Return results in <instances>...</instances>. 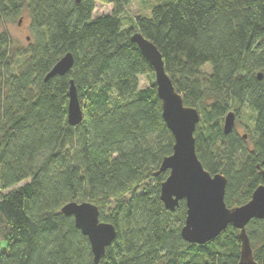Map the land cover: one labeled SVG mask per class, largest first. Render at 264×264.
I'll list each match as a JSON object with an SVG mask.
<instances>
[{
	"label": "trees",
	"instance_id": "16d2710c",
	"mask_svg": "<svg viewBox=\"0 0 264 264\" xmlns=\"http://www.w3.org/2000/svg\"><path fill=\"white\" fill-rule=\"evenodd\" d=\"M132 1L0 0V25L26 13L32 38L20 47L0 32V264H95L61 212L72 202L95 205L116 229L99 264H239V230L189 244L186 203L171 212L160 200L169 172H158L175 139L155 83L140 87L155 76L131 37L158 48L184 105L199 111L196 154L227 179L226 206L241 207L264 183V0H167L126 28ZM97 4L113 10L96 16ZM67 54L71 71L46 81ZM71 82L83 111L75 127ZM244 107L254 114L250 145L224 133L227 114ZM246 233L264 264V220Z\"/></svg>",
	"mask_w": 264,
	"mask_h": 264
},
{
	"label": "water",
	"instance_id": "95a60500",
	"mask_svg": "<svg viewBox=\"0 0 264 264\" xmlns=\"http://www.w3.org/2000/svg\"><path fill=\"white\" fill-rule=\"evenodd\" d=\"M78 2L80 0H77ZM131 42L151 65L155 76V86L162 102L163 119L174 136L173 154L166 157L160 173L169 172L161 186L160 200L166 210L174 212L181 202L186 203L187 218L181 231L185 242L205 245L218 238L229 226L239 230L241 252L239 264H258L253 257L246 228L252 220H264V183L258 187L251 200L237 208H228L225 203L227 179L217 174L212 176L200 162L196 154L194 134L201 120L199 111L186 107L183 96L177 92L167 74L158 48L142 34L135 33ZM74 65L71 54L63 57L46 76V81L67 75ZM262 79V76H258ZM83 121V111L77 89L73 82L69 90L68 123L78 126ZM236 114H227L224 133H232ZM62 214L72 217L76 227L90 242L95 264L105 256L117 237L115 227L101 222L99 208L89 202H72L64 206Z\"/></svg>",
	"mask_w": 264,
	"mask_h": 264
},
{
	"label": "rangeland",
	"instance_id": "374dc122",
	"mask_svg": "<svg viewBox=\"0 0 264 264\" xmlns=\"http://www.w3.org/2000/svg\"><path fill=\"white\" fill-rule=\"evenodd\" d=\"M167 0H133L124 11V27H129L130 20L138 16H150L152 9L158 5L163 4ZM113 6L111 5H96V16L108 15L112 12ZM7 31L11 36L13 42L20 47H26L31 41V35L29 31V19L26 13H24L15 23L1 24L0 32ZM206 72L208 68L204 69ZM155 83V77L143 76L139 79L140 87H148L151 83ZM254 125L253 111L248 107H244L241 114L236 115V121L234 131L244 136L245 141L250 145L251 132ZM3 245V244H2Z\"/></svg>",
	"mask_w": 264,
	"mask_h": 264
}]
</instances>
